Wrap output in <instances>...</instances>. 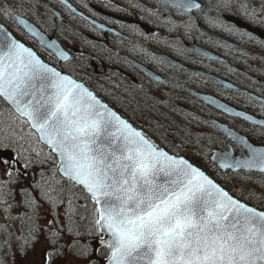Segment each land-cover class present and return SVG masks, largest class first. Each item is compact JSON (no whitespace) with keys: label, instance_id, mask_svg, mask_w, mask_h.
<instances>
[{"label":"snow or ice","instance_id":"1","mask_svg":"<svg viewBox=\"0 0 264 264\" xmlns=\"http://www.w3.org/2000/svg\"><path fill=\"white\" fill-rule=\"evenodd\" d=\"M162 3L183 12L202 7L196 0ZM229 4L224 0V7ZM21 7L0 4V13L43 41L50 54L67 60V53L54 40L45 41L22 18L23 13L17 14ZM256 11L253 8L250 15ZM260 11L264 12V4ZM0 97L56 154L58 170L71 184L69 192L80 189L81 195L72 193L85 201L80 207L88 215L80 219L87 218L93 239L99 237L100 247L92 252L106 264H264V210L234 198L200 167L165 151L83 83L41 61L2 25ZM207 99L233 113L227 105ZM248 99L264 113V97ZM234 115L251 121L264 135V119L244 112ZM219 127L247 154L234 156L228 146L212 152L214 166L264 173V146L252 144L226 125ZM7 174L11 176L10 169ZM4 195L0 193V202H5ZM68 202L66 212L75 211L71 197ZM89 248L79 245L75 251L92 264ZM55 255L47 253L49 259Z\"/></svg>","mask_w":264,"mask_h":264},{"label":"flooded vegetation","instance_id":"2","mask_svg":"<svg viewBox=\"0 0 264 264\" xmlns=\"http://www.w3.org/2000/svg\"><path fill=\"white\" fill-rule=\"evenodd\" d=\"M199 1L201 9L190 12L165 7L157 0H0V4L22 5L17 14L23 13L22 18L55 37L70 52L68 60H55L56 66L131 118L152 112L177 114L179 121H196L203 127L204 140L212 135L218 141L217 148L231 144L234 154H241L242 149L219 134L212 121L217 119L235 129L240 123L253 125L205 103L198 93L264 117L259 104L250 101L245 91L264 97V41L226 19V15H233L249 20L252 9L248 4L238 2L222 11L221 6ZM252 1L257 10L255 22L264 26L260 22L264 20L260 11L264 0ZM90 18L114 31H104ZM0 22L18 38L40 48L21 25L2 13ZM197 46L224 59L209 58L197 51ZM160 53L180 64L171 63ZM99 62L104 63L102 68Z\"/></svg>","mask_w":264,"mask_h":264},{"label":"rangeland","instance_id":"3","mask_svg":"<svg viewBox=\"0 0 264 264\" xmlns=\"http://www.w3.org/2000/svg\"><path fill=\"white\" fill-rule=\"evenodd\" d=\"M204 1L214 7L221 6L223 11L225 8H233L240 0H230L228 7L223 6L224 0ZM39 54L46 61L48 60L46 59L47 54ZM99 64L100 68L104 65L102 62ZM143 119L142 122L156 135L157 141L181 147L189 159L203 167L196 160L197 152L195 150L202 152L204 150L203 146H199V139L188 136L185 138L186 144L174 141L180 134L197 133L201 136L203 127L197 126L196 121H193L192 126H189L183 121H179L177 114L169 112H152L150 115L144 116ZM239 127L241 128V125ZM0 129L2 130L0 131V158L9 161L5 165L0 159V193H6L3 196L5 202H0V228L3 230L0 235V260H3L4 257L11 259L10 264H88L87 261L76 256L75 249L72 247L67 252L59 251L55 242L50 240L51 233L56 232L65 244L76 240L80 244L90 245L92 264H97V262L106 264L99 254L92 252V248L100 247L99 237L93 239L89 235L88 227L82 229V232L79 231V236L73 232V229L71 232L65 230L61 234L60 231L71 226V222L77 217L76 207L82 205V202L72 195V192L71 194L68 192L67 185L57 170L50 171L49 162L45 159L49 156V151L29 132L25 120L9 111L1 102ZM210 137L213 136L210 135ZM217 144L218 141L215 139L213 146ZM4 145L7 147L5 148ZM8 149H12L13 154L2 155V150ZM18 153L19 155H17ZM13 160L16 161L14 164ZM9 169L11 176L7 174ZM223 179L239 198L247 202L253 198L249 187L228 177H223ZM61 193L66 196L62 197ZM70 197L73 201L71 208H74L75 211L66 212L70 209L68 202ZM50 221L51 223H49ZM26 222L28 230L24 232L22 226L23 224L26 226ZM31 225L36 228L34 234L29 229ZM10 239L14 241L12 246L8 245L11 243ZM6 249H10L9 255L4 252ZM51 249L56 255L47 261V253Z\"/></svg>","mask_w":264,"mask_h":264},{"label":"trees","instance_id":"4","mask_svg":"<svg viewBox=\"0 0 264 264\" xmlns=\"http://www.w3.org/2000/svg\"><path fill=\"white\" fill-rule=\"evenodd\" d=\"M242 2L244 4H247L249 2V0H242ZM254 23H256V22H254ZM256 24H258V23H256ZM262 27L264 28V26H262ZM0 102L2 104L4 103L2 101V99H0ZM6 107L8 109H10L7 105H6ZM241 130L244 131L253 141L264 142V135H261L260 131L255 132L249 126H241ZM169 147L172 148L171 146H169ZM202 148L204 149L203 152L195 150V152H197L196 160L199 164H202L204 168L209 170V173L234 195H236L237 193H234L230 189V186L227 185V183L224 181L223 177H228L230 179L238 181L240 184H242L244 186L249 187L251 192H252L253 198L251 200H249L248 202L250 204H253L254 206H257L259 208L264 209V173H261L259 171H249V170H236V171L227 170V171L223 172L216 165L214 166V163H212L209 159V150L211 148V143H205V145L203 144ZM172 151H174L176 153H183L184 152V150L179 146H177L176 148H173ZM186 153L189 154L187 151H186ZM45 159L49 162L48 167L51 168L50 171H56L57 165H56V160H55L54 156L49 153V156H47ZM215 174H217V175H215ZM61 179L67 185V190L69 192V188L71 187L70 182L65 178H61ZM71 192L76 193V195H81L80 189L78 187L72 188ZM61 196L65 197L66 195L64 193H61ZM242 197L244 198V196H242ZM79 200L82 202V205L85 204V201L82 198H80ZM89 203H90V201H89ZM79 206H81V205H79ZM79 206L76 207L77 217L71 222V224H70L71 226H67L60 231L61 234L65 230H69V229H73V232L76 234L79 231L82 232V229L88 227L87 218L84 220L80 219V216L87 217L88 214L83 210V208L79 209ZM26 224H27L26 226L24 224L22 226V228L24 229V232H27V230H28V223L26 222ZM29 229L31 230L32 234H34L36 231V228L33 227L32 225L30 226ZM2 232H3V230H2V228H0V235L2 234ZM50 240H51V242H53V241L55 242L56 247H58V250L61 252L63 250L65 252H67L70 247H72L76 250V248L79 245H83V244H80L79 242H77L76 240L71 241L70 244H68V243L65 244L62 241V239L59 237V234L54 237L51 233ZM8 245L10 246V243H8ZM52 251H53V249H51L49 252H52ZM4 252L6 253V255H8L10 250L6 249V251H4ZM75 253H76V251H75ZM5 261H6L5 259L0 260V264H8L7 262L11 263V261H6V262ZM49 261H50V259H49Z\"/></svg>","mask_w":264,"mask_h":264},{"label":"water","instance_id":"5","mask_svg":"<svg viewBox=\"0 0 264 264\" xmlns=\"http://www.w3.org/2000/svg\"><path fill=\"white\" fill-rule=\"evenodd\" d=\"M158 2H160V3H162V0H157ZM196 2L197 3H199V4H201L198 0H196ZM51 10H52V12H55L52 8H51ZM226 18L227 19H229V20H231V21H234L239 27H243V28H246L247 30H249V31H251V32H253V33H255L257 36H259L260 38H262V39H264V31L261 29V28H259V27H255V26H252V25H250V24H248V23H245V22H243V21H241L239 18H235V17H232V16H226ZM23 19H25V18H23ZM28 21V20H27ZM29 22V21H28ZM38 32H40L43 36H44V38H45V41H48V40H54L55 42H56V44L63 50V51H65L66 53H67V55H68V57H69V54H68V52L61 46V44L54 38V37H51V36H48V35H46L45 33H43L40 29H38L34 24H32L31 22H29ZM0 25H2L3 27H4V29H6L9 33H11V35L15 38V39H17L18 41H20L21 43H23L26 47H28V48H30V49H32V51L33 52H35V54L37 55V57H39V59L41 60V61H43L45 64H47V65H49L50 67H53V68H55L54 66H52V65H50L49 63H47V62H45L38 54H37V52L33 49V48H31V47H29L28 45H26L24 42H22L21 40H19L18 38H16L14 35H13V33L6 27V26H4L3 24H1L0 23ZM99 25V24H98ZM22 26V25H21ZM100 27H101V25H99ZM22 28H23V26H22ZM24 29V28H23ZM25 30V29H24ZM26 31V30H25ZM27 32V31H26ZM28 34H31V33H29V32H27ZM32 35V34H31ZM33 36V35H32ZM33 37H35V36H33ZM36 39H37V41L41 44V45H43V46H45L46 48H48L47 47V45L43 42V41H41L39 38H37V37H35ZM49 50H51L50 48H48ZM196 49L199 51V52H202V53H204L205 55H207V56H209V57H212V58H220V56H218V55H216V54H214L213 52H211V51H208V50H206V49H203V48H201V47H199V48H197L196 47ZM52 51V50H51ZM57 57V56H56ZM58 59H60V60H63V58H60V57H57ZM221 59V58H220ZM57 71H61V70H58L57 69ZM61 72H63V71H61ZM63 74H65V75H68V74H66L65 72H63ZM74 79V78H73ZM218 81H220V82H223L222 80H220L219 78H216ZM76 80V79H75ZM78 81V80H77ZM78 82H80V83H83V82H81V81H78ZM227 83V82H226ZM84 84V83H83ZM85 85V84H84ZM86 86V85H85ZM87 87V86H86ZM88 88V87H87ZM89 89V88H88ZM90 90V89H89ZM91 91V90H90ZM93 92V91H92ZM93 94L95 95V93L93 92ZM199 95H200V97L205 101V102H207V103H210V104H212L211 103V101L209 100V99H207V98H211L212 100H216V101H218L220 104H224V105H227V107H229V108H231V109H233V113H228V114H233L234 115V112H243V111H240V110H237V109H235V108H233L232 106H230V105H228L227 103H225V102H223V101H221V100H219L218 98H216V97H214V96H211V95H209V94H202V93H198ZM254 96V95H253ZM97 98L98 99H100L98 96H97ZM101 100V99H100ZM102 101V100H101ZM7 102V101H6ZM103 103H105V104H107L106 102H104V101H102ZM8 103V102H7ZM9 104V103H8ZM10 105V104H9ZM108 105V104H107ZM212 105H214V106H216L215 104H212ZM11 106V105H10ZM109 106V105H108ZM113 111H115L111 106H109ZM217 107V106H216ZM12 108V107H11ZM13 109V108H12ZM220 109V108H219ZM14 110V109H13ZM221 110H223V109H221ZM224 111V110H223ZM14 112H15V110H14ZM118 115H120L117 111H115ZM225 112V111H224ZM16 113V112H15ZM245 113V112H244ZM18 114V113H17ZM245 114H247V115H250V114H248V113H245ZM19 115V114H18ZM121 116V115H120ZM252 116V115H251ZM123 119H125L126 120V118H124L123 116H121ZM254 117V119H264V118H258V117H255V116H253ZM241 118H243V117H241ZM244 119V118H243ZM128 121V120H127ZM129 122V121H128ZM251 122V121H250ZM130 123V122H129ZM214 123L216 124V126L218 127V129L219 130H221L222 132H223V130L219 127V125H226L228 128H230V129H232L233 131H235L236 133H238L239 135H241V136H244L248 141H250L249 139H248V137L247 136H245L244 134H242V133H240V132H238V131H236L235 129H233V128H231L230 126H228L227 124H224V123H222V122H218L217 120H214ZM131 124V123H130ZM132 125V124H131ZM133 126V125H132ZM134 127V126H133ZM135 129H137V130H139V131H141L140 129H138V128H136V127H134ZM34 130V129H33ZM35 131V130H34ZM36 132V131H35ZM224 133V132H223ZM36 134H37V136L39 137V133H37L36 132ZM227 136V135H226ZM228 137V136H227ZM229 138V137H228ZM231 139V138H230ZM232 140V139H231ZM252 144H254V145H257V146H264V145H258V144H255V143H253L252 141H250ZM43 143V142H42ZM43 144H45V143H43ZM46 146H47V144H45ZM228 146H231V145H228ZM162 148H164V147H162ZM232 148V147H231ZM165 149V148H164ZM165 151H168L167 149H165ZM215 151H220V150H217V149H214L212 152H215ZM169 152V151H168ZM170 153V152H169ZM55 154V153H54ZM170 154H173V153H170ZM244 155H246L247 154V149H245V151H244V153H243ZM56 155V154H55ZM178 156H182V155H178ZM234 156H240V155H234ZM57 157V156H56ZM185 159H187L185 156H183ZM211 159L214 161V158H213V156H212V154H211ZM57 160H58V157H57ZM189 162H191L189 159H187ZM192 163V162H191ZM194 164V163H193ZM194 165H196V164H194ZM218 165V164H217ZM197 166V165H196ZM219 166V165H218ZM199 167V166H198ZM201 168V167H200ZM202 169V168H201ZM222 169V168H221ZM207 175H209L204 169H202ZM222 170H225V169H222ZM254 170V169H253ZM58 172H59V174L61 175V176H63V177H65L64 175H63V173L62 172H60L59 170H58ZM209 177L210 178H212L210 175H209ZM66 178V177H65ZM213 179V178H212ZM214 180V179H213ZM216 183H218L216 180H214ZM219 184V183H218ZM222 186V185H221ZM223 187V186H222ZM224 188V187H223ZM225 189V188H224ZM226 190V189H225ZM227 191V190H226ZM230 194V193H229ZM230 195H232V194H230ZM234 198H236L235 196H234ZM236 199H238V198H236ZM241 202H243V201H241ZM243 203H245V202H243ZM247 204V203H246ZM249 205V204H248ZM249 206H251V205H249Z\"/></svg>","mask_w":264,"mask_h":264}]
</instances>
